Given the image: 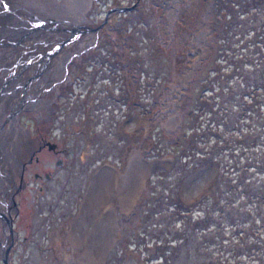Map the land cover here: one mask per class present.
<instances>
[{
  "label": "rangeland",
  "instance_id": "rangeland-1",
  "mask_svg": "<svg viewBox=\"0 0 264 264\" xmlns=\"http://www.w3.org/2000/svg\"><path fill=\"white\" fill-rule=\"evenodd\" d=\"M1 3L10 10L0 13V29L20 35L17 27L10 29L9 24L1 23L6 20L1 19L5 14L14 25L31 18L37 20L36 24L43 21L45 32L54 27L53 22H60L62 33L55 38H61L76 22L87 21V17H102L108 5H125L115 8L98 32L88 28L73 33L56 49L58 52L44 60L55 79L58 77L57 86L44 89L40 95L47 104H20L15 110L26 134L16 145L9 141L0 146V150L5 146L2 157L7 146L13 151L9 169L15 181L9 182L10 190L15 191L8 210L16 235L10 248L12 264H148V254L156 244L143 242L140 237L141 212L152 196L154 171L174 161L175 153L166 144L180 147L178 133L191 85L211 53L224 8H214L213 0H0ZM30 5H34L33 9ZM83 40L85 43H77ZM55 42H48L43 52H50ZM78 46L81 48L65 66L69 49L75 51ZM13 51H3L2 69H17L20 61L29 64L35 57L27 52L28 56L19 61L16 57L12 63L6 62ZM114 57L120 71L113 67ZM105 58L106 63L100 61ZM183 65L190 70L187 75H182ZM124 84L127 101L132 103L134 96H139L140 101L127 103L115 118L106 115L105 120L95 124L93 116H103L96 104L113 98L105 88L113 87L118 92ZM11 107L6 103L1 111L2 126L9 125ZM42 139L54 141L55 145L42 144ZM58 156L63 158L59 163ZM20 163H24L21 168ZM215 168L214 161H207L176 182L180 198L193 202L201 193L217 192ZM0 226V264H4L1 245L7 221ZM172 226L169 227L174 230Z\"/></svg>",
  "mask_w": 264,
  "mask_h": 264
},
{
  "label": "trees",
  "instance_id": "trees-1",
  "mask_svg": "<svg viewBox=\"0 0 264 264\" xmlns=\"http://www.w3.org/2000/svg\"><path fill=\"white\" fill-rule=\"evenodd\" d=\"M213 6L224 13L191 85L180 147L166 144L174 161L154 171L152 196L141 212L140 237L156 244L148 264H264V0H213ZM105 89L113 98L94 103L103 113L93 116L95 124L131 103L125 84L118 92ZM207 161L216 163L218 191L186 202L176 182Z\"/></svg>",
  "mask_w": 264,
  "mask_h": 264
},
{
  "label": "bare ground",
  "instance_id": "bare-ground-1",
  "mask_svg": "<svg viewBox=\"0 0 264 264\" xmlns=\"http://www.w3.org/2000/svg\"><path fill=\"white\" fill-rule=\"evenodd\" d=\"M32 1V0H31ZM37 1V0H36ZM39 1V0H38ZM41 1V0H40ZM47 2V0H45ZM28 2V1H27ZM30 2V1H29ZM51 2V1H50ZM54 2V1H53ZM29 4V3H28ZM36 4V2H35ZM34 4V5H35ZM43 4V3H42ZM46 4V3H45ZM55 4V3H53ZM32 5V7L34 6ZM39 5V4H38ZM49 5V4H46ZM29 6V5H28ZM45 6V5H44ZM62 7L65 8V4L62 3L61 4ZM13 7V6H12ZM31 7V5H30ZM31 7V9H33ZM37 7V6H36ZM35 8V7H34ZM41 7H39V10ZM51 8V7H50ZM30 9V11H31ZM36 9V8H35ZM53 11L54 7L52 5L51 8ZM7 10H10L9 6H7V4H0V12H5ZM26 10V9H25ZM24 10V11H25ZM34 11V10H33ZM56 11V10H55ZM61 11V9L59 10V12ZM63 11V10H62ZM57 12V11H56ZM65 12V11H64ZM23 13V12H22ZM33 13V12H32ZM40 13V12H39ZM58 13V12H57ZM67 13V12H66ZM29 14V13H28ZM38 14V13H37ZM52 14V13H51ZM55 14V12H54ZM52 14V15H54ZM69 14V13H68ZM67 14V15H68ZM20 15V14H19ZM33 15V14H32ZM41 14H39L38 16H40ZM57 15V14H56ZM6 16V14H5ZM5 16H1V19H6L3 24L4 25H8V27H10V29H14L13 27H17L16 31L19 32V34L21 35H17V34H3V33H8V30L6 28H1L0 29V38H4L3 40H0V45L1 44H6L4 46H2L0 48V56H2L3 51H6L8 49H12L13 48V53L11 52V54L8 56V58L6 59V62H11L17 57L18 61L19 59L24 58V56L27 55V52L29 53H33L35 57L32 56V62L29 64L26 63H20L19 68L15 69V67H10L7 69H2V65H1V69H0V114L1 111L4 109L5 104L9 103L12 107L13 110H11L12 112L8 113V120H9V125L8 126H1V131H0V146L1 144L5 146L8 144L9 141H11L12 143H17V141H19L20 137L24 134H26V130H24V128L19 124L18 120H17V113L15 111L16 109V105H18L19 103L22 105H32L33 106H38L39 104H47L46 100H44L42 98L41 93L43 92V90L45 88H49L52 86H57L58 81H56V79H58V77L55 79L54 75L55 73H52L49 71V67H47V61L45 62L44 60H40V56L41 53L46 50V48L48 47V42H55L58 38H55L56 35L62 33L59 30L62 31V26L63 24L60 22L57 23H52V26L54 27H48L50 29L46 30L42 29L43 28V21H38V23L36 24L35 21L37 20H32L28 19L27 22L25 21V23L23 24L22 22L19 23H15V25L12 23V21H7V17ZM25 16V15H24ZM42 16V15H41ZM45 16V15H44ZM16 17V16H15ZM28 17V16H27ZM32 17H36V15H33ZM55 17V16H54ZM53 17V18H54ZM59 17V15H58ZM61 17V15H60ZM65 17V16H64ZM29 18V17H28ZM41 17H39L40 19ZM66 18V17H65ZM71 18V17H69ZM57 19V17L55 18ZM53 20V19H52ZM69 20V19H68ZM199 22V21H198ZM33 23L35 24L33 26ZM32 24V25H31ZM197 24V23H196ZM198 25V24H197ZM200 25V24H199ZM45 26L46 25L45 23ZM201 26V25H200ZM20 27V28H19ZM197 27V26H196ZM34 28V29H33ZM58 28V30L56 29ZM30 29L33 31H30ZM71 29V28H70ZM199 29V28H198ZM65 31V29L63 30ZM60 32V33H59ZM190 33V32H189ZM196 33V32H195ZM199 33V32H198ZM193 34V33H192ZM197 34V33H196ZM61 35V34H60ZM195 35V34H193ZM63 36V35H62ZM60 36V37H62ZM74 36V35H73ZM200 36L197 34V37ZM183 37V36H182ZM186 37V36H185ZM201 37V36H200ZM203 37V36H202ZM187 38V37H186ZM190 38V37H189ZM193 38V37H192ZM10 39V41H9ZM201 39V38H200ZM187 40H189L187 38ZM193 40V39H192ZM197 41V39H196ZM85 43V40L83 41H79L77 43ZM185 42V40H184ZM188 42V41H187ZM200 42V41H199ZM189 43V42H188ZM196 43V42H195ZM18 45L20 46V48H17ZM47 45V46H46ZM194 45V44H193ZM192 45V46H193ZM24 48V50H22ZM43 48V49H42ZM79 48L81 47H75V51H72L69 49V55L74 54L75 52H77L79 50ZM3 49V50H2ZM48 49V48H47ZM52 49V48H51ZM50 49V50H51ZM195 50V49H194ZM17 53H14V52ZM57 50H55L56 52ZM38 52V53H37ZM47 52V51H46ZM54 52V53H55ZM58 52V51H57ZM44 53V52H43ZM54 53H52L54 55ZM38 54V55H36ZM31 55V54H30ZM56 55V54H55ZM28 56V55H27ZM51 57V56H50ZM37 58V59H35ZM53 58V57H52ZM61 58V57H60ZM49 62L48 64L50 65L52 62V59L49 58ZM62 59V58H61ZM37 63H36V62ZM58 61V60H57ZM0 62H4L3 60H0ZM34 62V63H33ZM56 62V61H55ZM46 63V65H45ZM16 64V63H15ZM26 64V65H25ZM5 66V65H3ZM7 66V65H6ZM17 66V65H16ZM45 67V68H44ZM52 67V66H51ZM55 68V67H54ZM183 69H184V74L182 75H187L188 72L190 70L186 69L183 65ZM55 70V69H53ZM52 71V69H51ZM49 72L51 73V75L47 78ZM29 74H32L31 77L28 79V81L26 82V78ZM56 76V75H55ZM181 76L180 72L178 75V78ZM32 78V79H31ZM47 78V80H46ZM23 82L25 83V88L22 87ZM19 104V105H20ZM30 105V106H31ZM35 108V107H34ZM8 112V111H7ZM2 121V120H1ZM12 143H9L10 145ZM16 145V144H15ZM4 146V147H5ZM0 150V223L3 221L4 225H6V219L10 217V212L8 211L10 209V202L12 200V195H11V190H10V184L11 181V175H10V169H9V159L13 156V151L10 149L9 146H7L5 148L4 151V156H1V152L3 151V148ZM15 156V155H14ZM14 165V164H13ZM119 174V173H118ZM125 179V178H124ZM123 179V180H124ZM95 181V180H94ZM94 183V182H93ZM124 183V182H123ZM126 184V183H125ZM95 185V184H94ZM92 184L91 187H89V192L88 194L91 196L93 194V186ZM131 185V184H130ZM88 196H86V201H88ZM112 206V204H111ZM124 206V205H123ZM2 220V221H1ZM1 227V226H0ZM112 227V226H111ZM115 227V226H114ZM111 229V228H110ZM5 234H4V238L6 239L9 238V235H12L13 232L11 233L8 230V227L6 228L5 226ZM69 237V234H68ZM99 240V239H98ZM101 240V238H100ZM99 240V241H100ZM99 243V242H98ZM100 244V243H99ZM98 245V244H96ZM101 247V246H100ZM96 257V256H95ZM80 258V257H78ZM82 264V263H81Z\"/></svg>",
  "mask_w": 264,
  "mask_h": 264
},
{
  "label": "water",
  "instance_id": "water-1",
  "mask_svg": "<svg viewBox=\"0 0 264 264\" xmlns=\"http://www.w3.org/2000/svg\"><path fill=\"white\" fill-rule=\"evenodd\" d=\"M123 7H125V5L111 4V5H108L106 7L105 14L102 17L98 18L97 20H92L91 18H88L87 17L86 18L87 21H82L80 23L76 22L74 24V26L70 30L66 31L61 38H59L58 40H56V42H55L56 44L53 46V48L51 49V51L49 50L50 52L41 54V56L39 57L40 60H45L48 56H50L52 53H54L55 50L62 44V42L64 41V39L70 37L73 33H76V32L78 33V32L83 31L84 29L86 30L88 28H94L98 32L100 30V28L102 27V25L104 24V22L107 19H109L110 15H111V12L115 8H123ZM71 56H72V54L71 55H68L66 57L65 66H66V63L70 59ZM2 67L4 68L5 66H2ZM31 75L32 74H29L27 76L26 82L31 77ZM22 87L25 88V83L24 82H23ZM19 104L16 105V109L18 108V106H20ZM41 143L42 144H45L46 143L49 147H53L55 145V142L54 141H50L48 139H43ZM61 160H62V158L61 157H58L56 159V162L59 163V162H61ZM22 164H24V163H22ZM18 186H19V184H16V189L18 188ZM13 191H15V189L11 191L12 200L14 201ZM6 221H7V224H8V226H7L8 227V230L11 233L13 232V234L12 235H9L10 236L9 238L6 237V239H4L2 241V245H1L2 246L1 247V258H2V260L4 262V264H12V256H11L10 248H11L12 244L15 242L16 235H15V229L11 225V219H10V217L7 218Z\"/></svg>",
  "mask_w": 264,
  "mask_h": 264
},
{
  "label": "flooded vegetation",
  "instance_id": "flooded-vegetation-1",
  "mask_svg": "<svg viewBox=\"0 0 264 264\" xmlns=\"http://www.w3.org/2000/svg\"><path fill=\"white\" fill-rule=\"evenodd\" d=\"M1 4H3V3H1ZM0 13H3V12H0ZM3 20L1 21V23L3 24ZM3 34H6V35H9V33H3ZM4 45H6V44H1L0 45V48L2 47V46H4ZM17 48H20V46L18 45V47ZM51 75V73H49L48 74V76H47V78L49 77ZM47 78H46V80H47ZM52 87H54V86H52ZM45 89H47V88H45ZM2 125H1V122H0V127H1ZM0 131H1V128H0ZM31 138V137H30ZM32 139V138H31ZM34 140H35V138H33ZM30 140V139H29ZM43 140V139H42ZM42 140H41V142H42ZM13 144H15V143H13ZM32 145H33V142L31 143ZM58 157H61V156H58ZM62 158V157H61ZM62 160H63V158H62ZM21 167H23V164H21L20 163V168ZM20 170V169H19ZM11 180V182H14L15 180H14V178L12 177V179H10ZM12 191V190H11ZM13 193H14V191H13Z\"/></svg>",
  "mask_w": 264,
  "mask_h": 264
}]
</instances>
